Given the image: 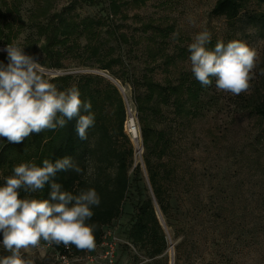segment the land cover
<instances>
[{"label": "rangeland", "instance_id": "374dc122", "mask_svg": "<svg viewBox=\"0 0 264 264\" xmlns=\"http://www.w3.org/2000/svg\"><path fill=\"white\" fill-rule=\"evenodd\" d=\"M116 1L119 14L114 18L112 0H98L95 5L88 0H0V12L16 22L18 35L13 44L24 48L25 54H35L39 63L45 59L41 47L46 39L38 31L54 14L63 12L78 23L86 19L103 22V27H96L100 38L93 44L104 51L114 50L112 57L119 63L109 74L125 82L124 92L116 86L125 110L127 102H133L135 80H141L148 70L164 85H177L183 74L192 73L188 46L205 29L214 42L242 40L257 50L259 59L248 92L234 96L217 90L213 82L202 95L205 109L199 118L181 119L169 104L152 120L156 130L172 141L167 160L178 172L172 182L173 218L172 228L166 229V254L153 258L127 238L137 205L150 193L142 140L140 153L131 141L134 156L129 161L123 215L104 228L102 243L74 264H171L172 260L173 264H264V125L245 108L248 100L264 93V75L260 74L264 69V30L249 22L250 17L264 13V3L247 0L239 19L228 22L211 15L217 0ZM189 17L195 20L194 25ZM174 32L179 33L175 39ZM78 42L84 47L87 41L82 37ZM5 48L0 46V54L8 55ZM96 62L79 49L67 55L64 69H43L50 79L72 76V86L81 76L92 74L114 84L106 73L93 71L98 68ZM4 141L6 138L0 137V145ZM94 164L99 165L92 163V170ZM138 165L142 169L139 177L135 173ZM110 171L115 172L114 168ZM2 239L0 233V243ZM8 254L0 246V257ZM60 257L53 246L41 242L29 258L34 264H61Z\"/></svg>", "mask_w": 264, "mask_h": 264}, {"label": "trees", "instance_id": "16d2710c", "mask_svg": "<svg viewBox=\"0 0 264 264\" xmlns=\"http://www.w3.org/2000/svg\"><path fill=\"white\" fill-rule=\"evenodd\" d=\"M97 1L88 0L91 5L97 4ZM246 1L217 0L211 15L224 18L228 22L237 21L245 9ZM261 2L264 3V0ZM110 7L112 17H117V1L112 0ZM250 18L251 25L264 30V13ZM15 24V20L9 21L6 15L0 12V46L6 47L14 43L18 35L14 30ZM103 26V22L93 19L78 23L66 17L63 12L54 14L48 19L46 26H41L38 31L39 36L46 39L41 47V52L45 55V59L40 62L42 67L45 70H62L67 55L75 54L80 49L83 54L96 59L98 68L93 71L106 73L125 88L124 81L109 74L113 66L119 63L112 57L114 50L110 48L104 51L98 44H93L100 38L96 27ZM82 37L87 41L84 47L78 42ZM215 44L216 42L211 40L207 47L214 49ZM26 54L37 58L32 52ZM181 54L184 56L183 51ZM8 63V55L0 54V64L6 66ZM72 79V76L58 77L51 79V82L56 84L58 89L65 90L72 87ZM74 86L79 89L81 99L92 104L91 112L94 114L95 123L88 130V140L79 138L76 131L78 117H75L67 121L63 128L33 133L22 143L4 141L0 145V186L3 185L5 177L14 174V166L21 163L42 166L44 159L55 163L58 159L71 157L83 171L80 174L71 169L59 171L54 180L62 185V190L70 191L74 195L79 194L81 190L94 188L100 196L101 203L98 207H93L94 215L88 221L89 224L97 225L94 235L98 247L103 241L104 228L123 215L129 190V161L133 159L134 147L124 132L126 110L120 90L111 82L93 74L81 76L79 83ZM134 86L132 104L137 113L150 193L137 205L127 238L137 249L158 258L169 250V235L166 229L172 228V182L178 172L167 160L173 147L172 141L165 132L156 130L152 120L161 115L162 106L169 104H172L176 115L181 119L199 118L205 109L202 95L209 87H202L192 73L183 74L177 85H164L153 79L152 70H148L141 80H135ZM245 108L264 125V93L258 99L248 100ZM81 114L87 113L82 111ZM121 141H124V144ZM92 163L99 165L94 164L92 170ZM112 168L115 170L113 174L110 171ZM135 173L138 177L142 174L140 165L135 168ZM49 192L50 185H46L43 190L30 195L33 198L46 199ZM25 195L21 190V198ZM173 237L176 238L175 233ZM51 246L60 255L70 257H80L86 252L78 251L72 246L65 248L62 244ZM180 246L175 248L177 261Z\"/></svg>", "mask_w": 264, "mask_h": 264}, {"label": "clouds", "instance_id": "9594fccd", "mask_svg": "<svg viewBox=\"0 0 264 264\" xmlns=\"http://www.w3.org/2000/svg\"><path fill=\"white\" fill-rule=\"evenodd\" d=\"M189 23L194 25L195 20L189 17ZM178 35L172 34L174 39ZM210 42L211 33L205 29L188 46L195 79L205 88L214 81L217 90L234 96L248 92L255 78L257 50L237 39L217 41L210 50ZM4 50L9 63L0 64V137L19 144L33 133L63 128L67 121L78 117L77 134L81 140H88L95 118L91 102L81 99L79 89L72 86L59 90L38 59L25 54L24 48L8 44ZM260 74L264 75V69ZM73 161L64 157L55 163L44 159L42 166L21 163L14 166L13 175L4 178L0 186V246L9 254L0 257V264H34L29 257L42 241L78 251L96 248L97 225L88 221L94 215L93 207L101 203L100 196L94 188L74 195L54 180L59 171L71 169L80 174L83 170ZM46 185H50L48 198L30 195ZM21 190L26 194L24 198Z\"/></svg>", "mask_w": 264, "mask_h": 264}, {"label": "built area", "instance_id": "2783aa9c", "mask_svg": "<svg viewBox=\"0 0 264 264\" xmlns=\"http://www.w3.org/2000/svg\"><path fill=\"white\" fill-rule=\"evenodd\" d=\"M126 122H125V131L132 142L137 144L136 150L140 153L142 151V147H140V131L137 122V113L136 109L132 103L126 104ZM61 264H74L79 262V258H71L68 255H61L60 257Z\"/></svg>", "mask_w": 264, "mask_h": 264}, {"label": "bare ground", "instance_id": "6f19581e", "mask_svg": "<svg viewBox=\"0 0 264 264\" xmlns=\"http://www.w3.org/2000/svg\"><path fill=\"white\" fill-rule=\"evenodd\" d=\"M106 78L111 80L115 84V86H117L118 88H121V90H123V92L125 91V88L118 81H116L115 79H113L107 75H106Z\"/></svg>", "mask_w": 264, "mask_h": 264}, {"label": "water", "instance_id": "95a60500", "mask_svg": "<svg viewBox=\"0 0 264 264\" xmlns=\"http://www.w3.org/2000/svg\"><path fill=\"white\" fill-rule=\"evenodd\" d=\"M105 77H106V75H104ZM171 249H173V245H171ZM174 263V261L172 260V262H171V264H173Z\"/></svg>", "mask_w": 264, "mask_h": 264}]
</instances>
